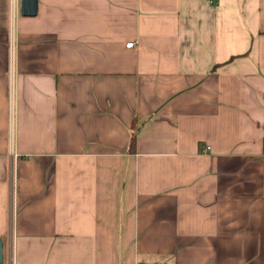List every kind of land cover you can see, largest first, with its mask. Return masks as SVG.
I'll list each match as a JSON object with an SVG mask.
<instances>
[{
  "label": "crops",
  "instance_id": "obj_1",
  "mask_svg": "<svg viewBox=\"0 0 264 264\" xmlns=\"http://www.w3.org/2000/svg\"><path fill=\"white\" fill-rule=\"evenodd\" d=\"M21 2L0 0L4 264H264V0Z\"/></svg>",
  "mask_w": 264,
  "mask_h": 264
},
{
  "label": "water",
  "instance_id": "obj_2",
  "mask_svg": "<svg viewBox=\"0 0 264 264\" xmlns=\"http://www.w3.org/2000/svg\"><path fill=\"white\" fill-rule=\"evenodd\" d=\"M38 12V0H22L21 13L23 16H35ZM0 264H4V242L0 239Z\"/></svg>",
  "mask_w": 264,
  "mask_h": 264
},
{
  "label": "built area",
  "instance_id": "obj_3",
  "mask_svg": "<svg viewBox=\"0 0 264 264\" xmlns=\"http://www.w3.org/2000/svg\"><path fill=\"white\" fill-rule=\"evenodd\" d=\"M129 45H130V46H132V45H133V43H130Z\"/></svg>",
  "mask_w": 264,
  "mask_h": 264
}]
</instances>
